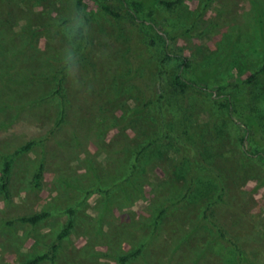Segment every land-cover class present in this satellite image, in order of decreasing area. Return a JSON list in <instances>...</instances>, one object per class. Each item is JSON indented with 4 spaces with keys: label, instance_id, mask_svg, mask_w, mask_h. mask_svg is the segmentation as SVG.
Here are the masks:
<instances>
[{
    "label": "rangeland",
    "instance_id": "374dc122",
    "mask_svg": "<svg viewBox=\"0 0 264 264\" xmlns=\"http://www.w3.org/2000/svg\"><path fill=\"white\" fill-rule=\"evenodd\" d=\"M132 1L0 0V264H264V0Z\"/></svg>",
    "mask_w": 264,
    "mask_h": 264
},
{
    "label": "trees",
    "instance_id": "16d2710c",
    "mask_svg": "<svg viewBox=\"0 0 264 264\" xmlns=\"http://www.w3.org/2000/svg\"><path fill=\"white\" fill-rule=\"evenodd\" d=\"M160 4H165L167 6H173L176 2L180 1V0H177V1H174V2H169L167 0H158ZM131 7H132V10L130 9L129 13L132 17H137L136 16V13L140 12L143 10L144 8V4L140 1H132L131 3ZM130 4L128 7H130ZM104 8L106 11H108L109 13L115 15V16H120L121 13L116 11L114 8H112L110 5L108 4H105L104 5ZM157 27V26H156ZM158 30L159 32L165 37L167 36V34L162 30V28H160L158 26ZM173 57H175V59L179 60V65L178 67L180 68L179 69V72H177L174 77H173V83L174 85L182 92H186L187 90H189L190 88V83L184 78L183 74H182V70H184V68H187L188 65H189V58L187 56H184V55H181V54H176L174 55ZM261 73H264V65L261 67V69L255 73H253L251 76H250V81H253L259 74ZM63 81L60 80V82L58 83V86H57V90H56V94L59 95L62 99H63V103H65L66 101V96L65 94L63 93ZM212 95L215 97V98H218L221 94H217L216 92H213ZM64 114H65V110H64ZM245 138H243L244 140ZM150 146L149 145H146L142 148L141 151H144L146 150L148 147ZM244 151L246 153H248L249 155H252L254 157H261V158H264V148H261L259 150H257L256 152H249V150L247 148H244ZM14 155H11L8 157L7 159V162H6V166H5V169H4V173H3V179H5L9 173V168H10V164H11V160L13 159ZM41 179V171L38 172V174L36 175V180L39 182ZM48 215V213H39V214H35L33 216H28V217H23L22 219L24 221H28V222H32V223H37L39 222L41 219L45 218L46 216ZM73 225V222L70 221L67 225V227L59 234L58 238L61 239L63 238L65 235L68 234L69 230L71 229ZM230 242L234 243L236 246H237V242L233 239H230ZM140 253V250L136 251L135 253H130V254H127L125 256H123L121 258L122 260V264H125L130 258L134 257L136 254ZM46 256L45 255H42V256H38L37 258H35L32 262H30L29 264H38L41 260H43Z\"/></svg>",
    "mask_w": 264,
    "mask_h": 264
},
{
    "label": "clouds",
    "instance_id": "9594fccd",
    "mask_svg": "<svg viewBox=\"0 0 264 264\" xmlns=\"http://www.w3.org/2000/svg\"><path fill=\"white\" fill-rule=\"evenodd\" d=\"M85 24L83 22L82 19H79L77 21H75V23L73 24V27L71 29V33L73 35H76L80 32H82L85 29ZM77 58H78V52L74 51V50H68L65 54V63L68 65L74 64L77 62Z\"/></svg>",
    "mask_w": 264,
    "mask_h": 264
}]
</instances>
